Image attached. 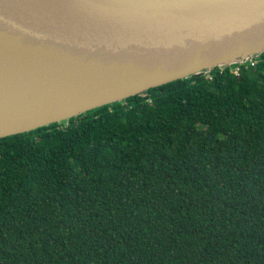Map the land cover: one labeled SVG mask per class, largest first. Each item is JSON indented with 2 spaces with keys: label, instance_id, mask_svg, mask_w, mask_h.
<instances>
[{
  "label": "trees",
  "instance_id": "16d2710c",
  "mask_svg": "<svg viewBox=\"0 0 264 264\" xmlns=\"http://www.w3.org/2000/svg\"><path fill=\"white\" fill-rule=\"evenodd\" d=\"M0 264H264V51L1 137Z\"/></svg>",
  "mask_w": 264,
  "mask_h": 264
},
{
  "label": "water",
  "instance_id": "95a60500",
  "mask_svg": "<svg viewBox=\"0 0 264 264\" xmlns=\"http://www.w3.org/2000/svg\"><path fill=\"white\" fill-rule=\"evenodd\" d=\"M264 51V0H0V138Z\"/></svg>",
  "mask_w": 264,
  "mask_h": 264
},
{
  "label": "built area",
  "instance_id": "2783aa9c",
  "mask_svg": "<svg viewBox=\"0 0 264 264\" xmlns=\"http://www.w3.org/2000/svg\"><path fill=\"white\" fill-rule=\"evenodd\" d=\"M251 62H252V64H254V59H251L250 60ZM240 64V63H239ZM235 71H236V73H238L239 74V66H237L236 68H235ZM210 73V72H209ZM208 73V74H209Z\"/></svg>",
  "mask_w": 264,
  "mask_h": 264
}]
</instances>
